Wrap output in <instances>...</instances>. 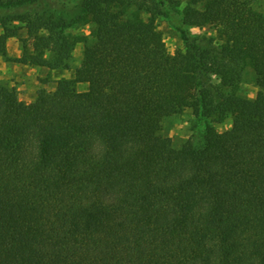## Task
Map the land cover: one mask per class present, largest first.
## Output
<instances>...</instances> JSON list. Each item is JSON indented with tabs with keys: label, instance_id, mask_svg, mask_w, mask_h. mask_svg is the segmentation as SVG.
<instances>
[{
	"label": "trees",
	"instance_id": "16d2710c",
	"mask_svg": "<svg viewBox=\"0 0 264 264\" xmlns=\"http://www.w3.org/2000/svg\"><path fill=\"white\" fill-rule=\"evenodd\" d=\"M42 1L0 0L22 9L0 54L16 37L19 63L64 67L81 42L83 56L30 103L0 79V264H264V94L238 89L245 66L264 88L254 0ZM184 107L203 142L176 148L162 122Z\"/></svg>",
	"mask_w": 264,
	"mask_h": 264
},
{
	"label": "rangeland",
	"instance_id": "374dc122",
	"mask_svg": "<svg viewBox=\"0 0 264 264\" xmlns=\"http://www.w3.org/2000/svg\"><path fill=\"white\" fill-rule=\"evenodd\" d=\"M63 3L71 10V14L78 13L81 7V0H45L36 4L37 10H52L60 7ZM255 7L264 13V0H254ZM32 10V6L30 8ZM22 9H0V34L3 31L2 18L21 12ZM158 28L162 31L164 41L169 51L175 52L183 48V39L180 32L171 26L164 17L156 20ZM89 34V26L84 25L80 28ZM191 31L196 34H204L205 29L198 27ZM7 57L0 54V79L4 85L14 91L18 98L26 103L33 102L41 90L52 91L57 87L60 79H73L75 72L80 66L83 56V43H78L73 51L72 58L67 65L57 69H50L44 66H31L19 63L14 58L22 54V43L16 37H11L6 42ZM77 91L87 89V83H76ZM241 94L250 98H255L259 93L264 94V88L255 83L254 73L251 67L243 68V76L238 83ZM203 122L195 113L193 107H184L173 111L166 116L162 122V134L172 140L176 148L182 147L186 142L191 141L195 144L203 142ZM219 131L228 129L231 126V119L228 118L224 123L215 124Z\"/></svg>",
	"mask_w": 264,
	"mask_h": 264
}]
</instances>
